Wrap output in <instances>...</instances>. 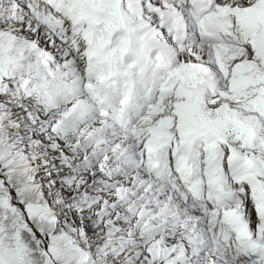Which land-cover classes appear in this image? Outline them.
Instances as JSON below:
<instances>
[{
    "label": "snow or ice",
    "instance_id": "6c2138e0",
    "mask_svg": "<svg viewBox=\"0 0 264 264\" xmlns=\"http://www.w3.org/2000/svg\"><path fill=\"white\" fill-rule=\"evenodd\" d=\"M0 264H264V0H0Z\"/></svg>",
    "mask_w": 264,
    "mask_h": 264
}]
</instances>
